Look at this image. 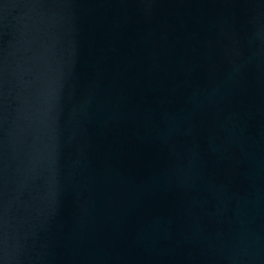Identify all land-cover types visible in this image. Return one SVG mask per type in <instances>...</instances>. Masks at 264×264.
I'll return each instance as SVG.
<instances>
[{
  "label": "water",
  "instance_id": "water-1",
  "mask_svg": "<svg viewBox=\"0 0 264 264\" xmlns=\"http://www.w3.org/2000/svg\"><path fill=\"white\" fill-rule=\"evenodd\" d=\"M0 264H264V0H0Z\"/></svg>",
  "mask_w": 264,
  "mask_h": 264
}]
</instances>
